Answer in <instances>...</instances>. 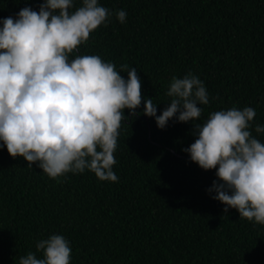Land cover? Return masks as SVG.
Returning a JSON list of instances; mask_svg holds the SVG:
<instances>
[{
  "label": "trees",
  "instance_id": "1",
  "mask_svg": "<svg viewBox=\"0 0 264 264\" xmlns=\"http://www.w3.org/2000/svg\"><path fill=\"white\" fill-rule=\"evenodd\" d=\"M40 3L0 0V17ZM98 3L113 14L70 59L97 55L118 71L135 67L141 95L157 103L156 115L170 99L171 77L191 71L209 98L191 123L248 106L256 112L251 124H264V0ZM78 6L75 0L71 10ZM117 9L127 13L124 23L116 20ZM191 123L173 118L157 128L142 112L121 121L115 182L87 169L49 178L35 162L29 168L0 146V264H18L50 234L68 240L69 264H264V225L233 208L225 213L206 191L215 169H201L181 150L194 140ZM250 131L264 142V134Z\"/></svg>",
  "mask_w": 264,
  "mask_h": 264
},
{
  "label": "clouds",
  "instance_id": "2",
  "mask_svg": "<svg viewBox=\"0 0 264 264\" xmlns=\"http://www.w3.org/2000/svg\"><path fill=\"white\" fill-rule=\"evenodd\" d=\"M42 0L36 10L24 6L13 16L0 17V146L29 168L49 178L65 173L92 172L100 181L115 182L112 166L121 121L141 112L164 128L168 121L190 122L209 103L204 83L191 71L172 76L159 115L157 103L141 95L136 68L97 55L69 58L90 32L105 24L112 11L98 0ZM127 13L115 10L124 23ZM127 73V77L120 72ZM143 107L141 108V102ZM128 110L125 117L124 110ZM139 110V111H137ZM255 109H220L203 123H191L192 143L181 150L204 170L215 169L206 189L240 218L264 225V124H251ZM36 251L19 257L18 264H69L68 240L50 234L35 243ZM37 253H40L37 256Z\"/></svg>",
  "mask_w": 264,
  "mask_h": 264
}]
</instances>
